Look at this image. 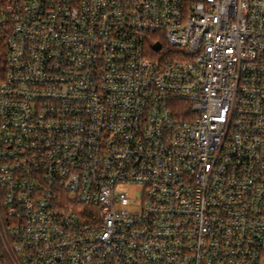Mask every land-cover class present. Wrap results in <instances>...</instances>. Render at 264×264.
I'll return each mask as SVG.
<instances>
[{"label":"built area","instance_id":"built-area-1","mask_svg":"<svg viewBox=\"0 0 264 264\" xmlns=\"http://www.w3.org/2000/svg\"><path fill=\"white\" fill-rule=\"evenodd\" d=\"M263 258L264 0H0V264Z\"/></svg>","mask_w":264,"mask_h":264},{"label":"rangeland","instance_id":"rangeland-1","mask_svg":"<svg viewBox=\"0 0 264 264\" xmlns=\"http://www.w3.org/2000/svg\"><path fill=\"white\" fill-rule=\"evenodd\" d=\"M141 188L140 187H136L135 189V193H133L132 195H129V198L132 200H136L139 197V193H140ZM260 264H264V258L261 260Z\"/></svg>","mask_w":264,"mask_h":264},{"label":"trees","instance_id":"trees-1","mask_svg":"<svg viewBox=\"0 0 264 264\" xmlns=\"http://www.w3.org/2000/svg\"><path fill=\"white\" fill-rule=\"evenodd\" d=\"M159 42H161L163 44V47H167V44H166L165 40L159 39ZM148 49H149V51H152L151 44L148 45Z\"/></svg>","mask_w":264,"mask_h":264},{"label":"water","instance_id":"water-1","mask_svg":"<svg viewBox=\"0 0 264 264\" xmlns=\"http://www.w3.org/2000/svg\"><path fill=\"white\" fill-rule=\"evenodd\" d=\"M160 48H161V44L158 42L153 45L154 50H159Z\"/></svg>","mask_w":264,"mask_h":264}]
</instances>
